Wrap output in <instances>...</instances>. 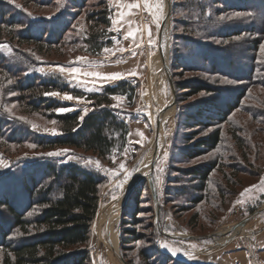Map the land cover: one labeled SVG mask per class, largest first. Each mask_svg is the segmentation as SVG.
I'll list each match as a JSON object with an SVG mask.
<instances>
[{
	"label": "rangeland",
	"instance_id": "rangeland-1",
	"mask_svg": "<svg viewBox=\"0 0 264 264\" xmlns=\"http://www.w3.org/2000/svg\"><path fill=\"white\" fill-rule=\"evenodd\" d=\"M86 1L12 0L10 3L9 0H0V59L19 62L27 68L23 75L28 77L55 74L72 82V85L76 80H87V85L78 87L87 93H99L105 85L101 86L90 77H73L68 72L61 73L56 66L71 68L90 63L93 67H85L86 71L112 74L122 71L121 66L132 63L139 74L122 81H129L136 87L135 97L130 103L125 97L120 101L112 100V105H118L116 109L119 111V119H140L148 124V138L141 145H133L129 144L127 136L124 151L114 153L108 161L71 148L43 149L35 141L59 136V125L53 124L52 120L46 119L41 113H31L25 107L22 95H11L12 90L3 91L0 87V161L5 165L0 167V204L15 202L20 210L27 209L36 200H32L28 192L32 184L37 189L42 186L47 188L49 185L56 189V180L48 169L58 171L72 165L105 178L100 188V206L91 226L90 240L77 248L86 250L88 259L85 264H144L146 258L150 259L156 253L160 254L158 256L162 262L169 257L171 261L168 264H175V261L183 264H264V54L259 52L260 44L264 43V22L261 19L264 17V0H223L220 1L221 4H216L215 0H203L205 20L200 21L202 24H192L189 20L188 15L193 11L189 0H170L172 10L175 7L176 11L171 10L168 28V66L174 84L191 88L178 92L175 90L176 104L168 116L158 143L151 175L149 154L151 142L160 131V106L166 114L172 98L162 59L158 58L161 56L160 46L163 50L165 46L163 33L159 32L166 10L165 0L162 14L155 9L157 0H148L150 8H145L141 0L139 10L125 7L133 0H105L111 10V17L115 19H119L114 14L123 10L120 7L123 4L127 24L134 25V30H138V40L143 36L140 44L142 48L133 51L135 56L133 52L121 53L118 50L127 43L122 32L129 25L122 22L121 27L110 21L112 43L108 48L117 49L115 55L102 51L98 57L85 54L80 44L53 46L48 52L38 51L35 46L11 40L9 28L1 24L2 21L18 22L19 25L13 29L22 34L38 35L40 29L47 28L55 37L71 24V29L77 34H68V38L81 39L82 33L95 31L94 24L89 22V16L93 10L98 9L95 7L102 0ZM242 5L245 9H242ZM248 11L253 15L224 21L217 19L220 14L227 17L235 12ZM45 20L50 21L48 27L42 24ZM185 20L188 22L184 25L181 21ZM149 30L156 38L151 45L147 35ZM174 37L192 39V42L178 40L175 44ZM236 37L240 39L237 40ZM194 42L197 47H193ZM186 45L187 50L184 49ZM149 46L154 48L150 49ZM200 48L210 54L207 56L209 60L204 59V53H198ZM36 49L41 53L40 60L46 61L43 65H37L33 61L34 57L29 54H37ZM77 57L86 59L77 61ZM151 57L157 58L153 68L159 63L157 75L153 72L152 62L155 61ZM149 59L150 73L155 77L156 95L151 92L148 84ZM11 71L14 73L15 70ZM0 80L7 83L5 87L13 83L1 74ZM93 85L94 91L88 92L87 87ZM194 89L197 92H193ZM183 91L188 92L179 96L180 102H177V94ZM201 92L205 95L201 96ZM48 97L61 103L63 107L74 108L72 112L79 111L81 115L85 107L90 109L89 112L94 109L87 101L77 103L75 100H63L62 97ZM143 101L149 111L148 118L132 114ZM203 111L207 112V118L204 119L203 115L201 121L206 125L196 127L192 121L195 118L190 117ZM53 129L59 134L52 135ZM192 132L195 135H190ZM215 132L220 135L217 147L211 151L202 150L200 156H195L200 141ZM191 137L193 139L188 140ZM29 144L37 147L30 148ZM61 149H68V156H42ZM206 155L207 159H204ZM196 158L201 159L192 164L191 161ZM89 160L93 163H87ZM96 161H99V167L96 166ZM121 162L132 171L131 178L124 183L122 189L117 185L123 172L119 176L111 172L112 169L119 171L118 165ZM134 169L138 171H133ZM205 169H209L210 173L204 183L200 177L191 174ZM143 176L147 181L152 178L154 183L159 209L158 221L149 186L144 189L140 185L135 186L122 211L118 212L134 179ZM157 177L159 182L156 181ZM252 186L256 187L241 197L240 194ZM113 195L117 199L113 200ZM196 200L200 202L194 203ZM31 211L36 213L38 210ZM256 212L258 213L241 229L237 228L243 220ZM99 215H102V221L97 226ZM12 224L6 207L0 205V238L5 231H11ZM157 227L165 234L160 233ZM16 236L12 233L8 239L14 241ZM162 241L170 247H179L182 253H190L195 259L189 260L186 255L179 253L171 257L167 251L158 247ZM121 242L124 245L121 246ZM2 254L0 252V263Z\"/></svg>",
	"mask_w": 264,
	"mask_h": 264
},
{
	"label": "trees",
	"instance_id": "trees-1",
	"mask_svg": "<svg viewBox=\"0 0 264 264\" xmlns=\"http://www.w3.org/2000/svg\"><path fill=\"white\" fill-rule=\"evenodd\" d=\"M189 1L193 8V11H190L188 15L189 20L193 22L192 24H202L200 21L205 20L203 16L205 15L204 1ZM215 1L216 4H219L223 0ZM237 7H240V3ZM242 7L245 9L244 5ZM96 8L98 9L93 10L89 16V22H92L98 29L94 27L95 31L82 33L81 39L68 38V34H77L71 29V24L57 34V37L52 36L47 28L40 29L38 35L22 34L13 29L19 25L18 22L2 21L1 24H5L9 28L11 40H16L18 44L35 46L38 51L46 50L48 52L53 46H77L80 44L83 46L85 54L90 57H98L103 48L111 46L112 33L109 32L111 10L108 8L107 2L105 0L99 1ZM173 8L172 11L175 12L176 8ZM187 22L186 20L181 21L184 25ZM42 24L48 27L50 21L45 20ZM8 25L10 26L8 27ZM174 38L175 44L178 40L192 42V39ZM193 47H197L195 42ZM187 48L186 45L184 49L187 50ZM37 49V54L31 52L29 54L34 57H32L33 61L37 65H43L46 61L40 60L41 56L39 57V55L41 53ZM198 53H204V59L209 60L207 56L210 54L205 53L204 49L200 48ZM180 59L181 57H179ZM5 62L0 59V74L11 79L13 83L5 87L7 83L0 80V87L3 91L9 89L22 95L21 97L25 98V107L31 113H41L46 119L56 121L60 127L59 136L40 138L35 141L38 146L43 149L71 148L83 153H91L102 161H108L114 153L120 154L127 147L128 125L118 118L119 111L112 107L111 97L113 95L125 97L130 103L135 97L136 87L129 81H120L115 85L105 86L99 93H87L60 75L28 77L23 75V72H27V68H24L19 62ZM212 65L214 66L213 63ZM11 69L15 70L14 73ZM171 76L173 78L172 73ZM174 87L177 92L191 88L182 87L178 83H175ZM52 91L66 92L73 96L83 97L85 101L90 100L92 102L94 109L84 116L83 121L79 119L81 116L79 111L58 114L55 109L61 108L63 105L45 95V93ZM186 92L177 94V102H180L179 96ZM203 115L205 116L203 117ZM202 117L207 118L206 111L198 112L190 118H195L192 120L195 126L202 128L206 125L201 121ZM190 135H195V132ZM219 137V133L215 132L200 141L196 147L195 156H200L202 150L211 151L215 149L220 142ZM192 139L193 137L188 140ZM48 172L53 173L52 177L57 183L56 189L53 185H49L47 188L42 186L37 189L32 184L28 188V192L31 195L30 198L36 200L27 209L20 210L15 202L6 201L0 204L6 207L8 215L13 221L11 231H5L0 238V252L3 253L0 264H85L88 259L86 250H78L77 248L86 245L90 240L91 226L100 206V188L105 178L72 165L62 167L58 171L48 169ZM209 173V169H205V171H196L191 174L200 177L204 183L208 179ZM139 185L143 189L148 187L146 181L139 182L136 187ZM196 202L200 201L196 200L194 203ZM32 209L38 211L28 216L27 214ZM12 233L17 235L14 241L8 239ZM122 245L124 242H121ZM158 255L160 254L156 253L150 259L146 258L144 264H168L171 261L169 257H164L166 260L162 262ZM152 259L156 260L152 261ZM175 264L183 263L175 261Z\"/></svg>",
	"mask_w": 264,
	"mask_h": 264
},
{
	"label": "snow or ice",
	"instance_id": "snow-or-ice-1",
	"mask_svg": "<svg viewBox=\"0 0 264 264\" xmlns=\"http://www.w3.org/2000/svg\"><path fill=\"white\" fill-rule=\"evenodd\" d=\"M9 2L11 3L12 0H9ZM143 6L145 8H150L151 7L148 4V0H143ZM125 7L127 9H129V10H132V9L139 10L141 8V0H133V2L128 3L127 5H125ZM155 9L162 14L163 13V9H164V0H157V3L155 4ZM114 15L118 16L119 19H115L113 17H109L111 23L113 25H121V27H122L121 21L124 19L125 13L123 11H120L118 13H115ZM252 15H253V13L251 11H248V12H235L232 15L227 16V17L225 16V14H220L217 19L219 21H224L225 19L232 20L233 17L240 18V17L252 16ZM261 19H262V22H264V17H262ZM157 21H159V17H157ZM109 31L111 32L112 29L110 28ZM147 35H148L149 44L150 45L153 44L156 38L153 36V34H152V32L150 30L148 31ZM123 38L124 39L131 38L132 43H135L137 47L140 46V44H141V42L143 40V36L140 37V40H137L136 39V33L134 31H132L131 29H129L127 31L126 36H124ZM236 39L239 40L240 37H236ZM216 42L220 43V41H216ZM225 43H227V42H225ZM118 50L121 53H123L126 49L123 48V47H120ZM129 50H131V45L129 47ZM102 51L104 53H106V54L107 53H111V54L115 55V50L107 48V47L103 48ZM259 52L261 54H264V43L260 44ZM132 54H133V56L136 55V53H134V52ZM85 59L86 58H84V57H77V61H84ZM56 67H58V69H59V71L61 73L68 72L73 77H75L77 75H81V76H84V77L93 78V80L99 82V84L101 86L103 84H105V83L119 81V80L125 78V75L122 74V73L105 74V73H101L99 71H91V70L86 71L85 67H87V68L93 67V65H91L90 63L87 64V65L81 66V67H78V66H74V67H71V68H65L63 66H56ZM130 75H136V73H130ZM221 82L222 83H224V82L231 83V81H221ZM70 83H72V82H70ZM87 84H88L87 80L80 79V80H76L75 81L74 86L75 87H81V86H85ZM94 89H95V85H93L92 87H87V91L88 92H92V91H94ZM11 95H15V92L11 93ZM45 95L46 96H51V97H62V99L66 100V101L75 100L77 103H84L85 102V99L83 97L73 96V95H71L69 93H66V92L65 93H61L59 91H52V92L45 93ZM200 95L203 96V95H205V93L201 92ZM111 99L114 100V101H120L122 99V97L113 95L111 97ZM87 103H92V102L89 100V101H87ZM112 107L116 108V107H118V105L117 104H113ZM74 110L75 109L72 108V107H61V108L55 109V111L58 114L68 113V112H72ZM5 111H8V109H5ZM89 111H90V109L85 107L82 110L83 114L79 117V119L81 121H83L84 116L87 115ZM52 123L55 124L56 121H52ZM33 127L35 128V125H33ZM51 134L52 135H57L59 133L55 129H53ZM138 135L142 136L143 134L142 133H138ZM28 146L30 148L37 147V145H35V144H29ZM68 151H69L68 149H61V150H58V151H53V152H48L46 154H42V156H46V157H66V156H68ZM165 156H167V153H165ZM199 159H201V158L193 159L191 161V163L192 164H196ZM204 159H207V155L204 157ZM113 162H115V157L113 158ZM87 163L91 164L93 162L89 160ZM95 163H96V166L99 167V161H96ZM4 166L5 165L3 164V161H0V167H4ZM146 167H148V165H146ZM157 167H158V165H157ZM118 168H119V171H117L116 169H112L111 172H112L113 175H117V176H119L120 173L123 172V176H122V178L120 180V183L117 185L118 187H120L122 189L124 183H126L131 178L132 171H129L126 168V165H125L124 162L119 163ZM133 171H138V169H134ZM156 181L159 182V177L156 178ZM262 184H264V181H262ZM255 187L256 186H252L251 188L245 189L244 192H242L240 194L241 197H243L246 193H250L252 191V189L255 188ZM112 199L115 200V199H117V197L115 195H113ZM34 210L35 209H33V211ZM28 215L29 216L33 215V212L30 211L28 213ZM140 243H143V242H140ZM158 247L160 249H162V250L167 251L170 254L171 257H175L179 253V254L186 255L189 260L195 259V257H193L190 253H182V251H181V249L179 247H170L168 243L163 242V241L158 244ZM193 247H195V245H193Z\"/></svg>",
	"mask_w": 264,
	"mask_h": 264
},
{
	"label": "crops",
	"instance_id": "crops-1",
	"mask_svg": "<svg viewBox=\"0 0 264 264\" xmlns=\"http://www.w3.org/2000/svg\"><path fill=\"white\" fill-rule=\"evenodd\" d=\"M121 6H122V9H123L121 11L124 12L125 11L124 5L123 4H120V7ZM125 17L126 16H124V19L121 21L122 24H124V23L127 24V20L125 19ZM127 26L128 27L125 29V31L123 30V32H122V36L123 37L126 36V33H127V31L129 29H131L135 33L138 31V30L137 31L134 30V28H133L134 25L131 26V24H127ZM137 38H138V32L136 33V39ZM158 38H159L158 41H159V45H160V33H158ZM126 40H127V43L126 44L124 43V45L122 46L123 48L126 49L123 53H132L133 51L140 50L142 48V45H140L139 47H137L135 43H132L131 38L126 39ZM130 45H131V50H129ZM149 47H150V49H153L154 48V46L153 47L152 46H149ZM114 50H117V49H114ZM152 57H154V56H152ZM152 57L150 59H152ZM158 58L161 59V56H159ZM150 59L148 60L147 64H148V84H149V87L151 89V78H150V69H149V61H150ZM155 59H157V58H154L152 60L155 61ZM136 63H138V62H136ZM121 68H122V71L120 70V72H117V73L124 74L125 75V78L124 79H121L119 81L105 83L104 84L105 86L106 85L116 84V83H118V82H120L122 80L128 79V78H134V77H136L137 74H139L137 72L136 66L134 67L132 63H130V64L127 63V64L121 66L120 69ZM130 73H136V75H130ZM151 92L153 93V91H151ZM129 114L131 115V113H129ZM132 114H135V115L136 114H139L141 116H144V117L148 118L149 117V111H148V108L146 107L145 101L141 102L140 103V106ZM142 121L140 119H137L135 121H128V120H125L124 121L128 125V128H129V134H128V142H129V144L141 145V144H143L147 140L148 133H149V130L150 129H149L148 124L143 123ZM138 133H142L143 135L142 136L141 135H138Z\"/></svg>",
	"mask_w": 264,
	"mask_h": 264
},
{
	"label": "water",
	"instance_id": "water-1",
	"mask_svg": "<svg viewBox=\"0 0 264 264\" xmlns=\"http://www.w3.org/2000/svg\"><path fill=\"white\" fill-rule=\"evenodd\" d=\"M165 6H166V10H165V14L163 16V19L160 23V30L159 32L160 33H163L164 29L166 28L168 30L169 28V22H170V18H171V10H172V5H171V1L170 0H165ZM168 43H169V32H168ZM169 46V45H168ZM159 51L161 52V56H162V59H163V62H164V65H165V73H166V76H167V79L169 80V85H170V88H171V92H172V98H171V102H170V105H169V109H174L175 107V104H176V95H175V87H174V83H173V80H172V76H171V73H170V70H169V66H168V58L167 60L164 59V54H163V49L162 47L160 46V49ZM168 54H169V50H168ZM167 123V122H166ZM166 123L164 124V128L166 127ZM157 137L153 140V153H152V158H151V163H150V175L152 174V169H153V163L156 159V156H157V153H158V146H157ZM143 181H146L148 183V186H149V189H150V192H151V195H152V198H153V201H154V205H155V217H156V221H158V218H159V209H158V203H157V195H156V190H155V186H154V183L152 181V178L151 180L147 181L146 179H140L138 181H136V183L131 187V190L129 191V194L123 199V202L120 206V209H119V212L122 211L123 209V206L124 204L126 203L127 199L129 198V195L131 193V191L134 189V187L139 183V182H143ZM264 210V208L262 209ZM258 212H256L255 214H252L250 215L248 218H246L245 220H243L239 225H238V229H241L248 221H250L253 216H255ZM120 219V218H119ZM120 221V220H119ZM158 231L162 234H165L163 233L159 227H157ZM234 230V229H232ZM230 230V231H232ZM233 237V236H232ZM182 239H185V238H188V237H180ZM190 238V237H189Z\"/></svg>",
	"mask_w": 264,
	"mask_h": 264
},
{
	"label": "bare ground",
	"instance_id": "bare-ground-1",
	"mask_svg": "<svg viewBox=\"0 0 264 264\" xmlns=\"http://www.w3.org/2000/svg\"><path fill=\"white\" fill-rule=\"evenodd\" d=\"M163 42H164V50H163V56H164V59L166 60L167 59V57H168V50H169V46H168V30L165 28L164 29V31H163ZM161 59H162V56H161ZM162 62H163V59H162ZM155 63H156V61L155 62H153V64H152V68H153V66L155 65ZM164 63V62H163ZM158 70H159V63L153 68V72H154V74L155 75H157V72H158ZM150 78H151V90L153 91V94L154 95H156V88H155V77H154V75L152 74V73H150ZM156 100H158L157 98H156ZM159 102V101H158ZM159 106H160V103H159ZM173 109H167V111H166V114H165V112L163 111V109H162V107L160 106V111H161V125H160V131L157 133V135L155 136V138L157 137V139H158V141H157V146H158V143H159V141L161 140V136H162V133H163V131H164V124L167 122V120H168V116H169V114L171 113V111H172ZM154 138V139H155ZM153 139V140H154ZM151 151H150V154H149V170H150V163H151V158H152V153H153V141L151 142ZM149 172V171H148ZM145 179V177L143 176V177H136L135 179H134V182L132 183V186L136 183V181H138V180H140V179ZM131 190V189H130ZM129 190V191H130ZM129 191L127 192V194H126V196L129 194ZM125 196V197H126ZM124 197V198H125ZM123 198V199H124ZM123 199H122V201H121V203H120V206H121V204H122V202H123ZM120 206H119V209H120ZM119 209H118V212H119ZM101 221H102V215L100 216L99 215V217L97 218V222H96V224H97V226H100V224H101Z\"/></svg>",
	"mask_w": 264,
	"mask_h": 264
}]
</instances>
